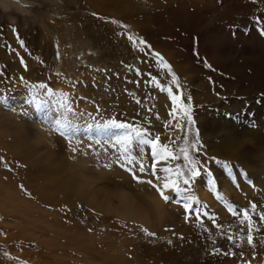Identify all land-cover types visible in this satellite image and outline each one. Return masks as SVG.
Here are the masks:
<instances>
[{"label":"rangeland","instance_id":"374dc122","mask_svg":"<svg viewBox=\"0 0 264 264\" xmlns=\"http://www.w3.org/2000/svg\"><path fill=\"white\" fill-rule=\"evenodd\" d=\"M258 29L264 0H0V264H264V184L254 177L264 151L250 136L226 146L225 133L205 120L242 128L264 122ZM40 84L54 94L33 92ZM169 89L180 96L175 105ZM57 94L74 106L79 144L53 130L64 111ZM107 121L150 133L174 157L156 167L172 168L181 187L175 169L187 173L185 152L208 166L215 187L200 178L184 193L192 208L185 213L118 164L104 167L125 147L104 143L118 134ZM73 146L83 151L73 154ZM150 156L146 147L149 172ZM14 194L20 206L5 199ZM120 195L147 220L124 215ZM31 217L39 232L13 228L18 220L28 228Z\"/></svg>","mask_w":264,"mask_h":264},{"label":"snow or ice","instance_id":"6c2138e0","mask_svg":"<svg viewBox=\"0 0 264 264\" xmlns=\"http://www.w3.org/2000/svg\"><path fill=\"white\" fill-rule=\"evenodd\" d=\"M259 30V29H258ZM15 31V30H13ZM260 34L264 36V30H259ZM233 35L235 33L233 32ZM129 41L133 43L134 46H137V41L134 40L132 36L127 37ZM21 46L23 47V42L21 41ZM139 45H146V42L144 40H139ZM149 50L151 51L150 46H147ZM141 51H144L143 48L140 49ZM199 56L198 53H194ZM152 58L155 59L156 63L159 67L163 69H167L169 73L172 72L170 66L164 61V58L160 56L159 53H155L154 51L151 52ZM23 63V61H21ZM139 75V72H137ZM2 79V78H0ZM21 80L23 78L21 77ZM153 83H155L153 78ZM172 84L177 85V77L175 74H172ZM156 87H159L158 84H155ZM33 92H35V89L38 87L39 89H45L46 91L43 93L46 94H54L52 91L49 92V90L46 89V85L40 84L38 86L34 85ZM58 95V102L63 106V116L61 119H57L54 125L53 130L55 132L60 133L62 136L69 139V142H73V139H75V144H79L80 140L79 138H76V132L77 130L74 128V121L70 118V114L72 116L75 115L74 106L72 103L69 102V99L66 96H59ZM168 95L175 105L176 102L180 100L179 95H173L172 90H168ZM257 103L264 102V93L261 94V98L256 101ZM190 105H187L185 108V111L187 112L190 108ZM187 120L189 124H192V117L191 115L187 116ZM108 126H111L118 130V134L110 137L107 142H104L105 144L109 143L110 141H114V145L123 144L125 147L122 151L119 152L118 155H114V159L106 163L104 167H111L112 164H118L120 167L125 168L126 171L132 174L133 179L137 180L138 183H146L150 185L151 187L155 188L159 193L162 199L165 201V203H174V204H183V208L185 213H188L192 210L191 204L188 202V198L184 196V193L186 191H190L191 187L194 186V184L202 177L206 176L208 178V184L211 188L215 187L216 179L213 175V173L209 170L207 165L201 164L199 160H193L186 152L184 155V160L188 162V171L187 173L183 172L179 167L175 169V175L178 178H182V184L184 186H187V188L181 187V183L177 179L172 178L173 169L170 167H164V168H157L156 162L159 160H168L172 157L171 152H165L162 151L161 148L158 146V144L155 142V140L152 139L151 134L146 131H141L139 128L134 126L133 124H130L128 122H119L116 121H107L106 122ZM133 141H136V149L138 154H133L132 147H133ZM96 144H100L101 141H95ZM199 145V141L196 140L195 143H193L192 147L196 148ZM89 147H93V145H89ZM146 147L150 148L151 150V156L150 159L153 162L151 165V171L149 172V166L144 163V154L146 151ZM167 148V146H164ZM71 153L79 155L83 149L81 147L73 146L70 149ZM85 155H87V152H85ZM99 155V153H98ZM215 159V158H210ZM216 163L218 160L215 161ZM226 169L229 167L227 163L223 165ZM137 173L140 174H149L151 177L155 178V182L153 179L148 180H142L139 178ZM161 173H165L167 175H161ZM170 191L173 193V195H166L165 191ZM255 206H253V209ZM196 212L199 213V209H196ZM187 219V216H186ZM244 219H247V215H245ZM264 219V217H262ZM241 224L244 223V220L240 221ZM249 237L248 242L251 243V231H252V225L249 224ZM145 234L147 236L154 235L151 232H147L145 230ZM171 243V241H169Z\"/></svg>","mask_w":264,"mask_h":264},{"label":"bare ground","instance_id":"6f19581e","mask_svg":"<svg viewBox=\"0 0 264 264\" xmlns=\"http://www.w3.org/2000/svg\"><path fill=\"white\" fill-rule=\"evenodd\" d=\"M257 117V116H256ZM217 118V117H216ZM214 119L211 121V118H205V120H209V128L211 130H220L223 131L227 137V140L225 142V145L227 146L228 143V138H238V137H244V136H250L251 140H253L256 144H261L260 148L261 151H264V122L263 120H261L260 118H257V121H252V119L249 120V123L245 126V127H234L228 124H224L220 127L219 124H215L217 123L219 120ZM246 119H248V117H246V115L241 116L240 120L243 122ZM204 120V121H205ZM263 146V147H262ZM217 151L219 153L224 152V148L217 145ZM50 151H46V154L49 155ZM258 163H259V169L254 173V177L257 180V182L259 183V185L264 184L263 180H264V153L260 152V154H257L256 157ZM56 163L62 164L64 163V161H56ZM92 182H90V186H92L91 184ZM228 184V183H227ZM226 184V188L225 190L228 192H230V187H228V185ZM225 184H223L224 186ZM222 186V187H223ZM205 196H208L207 193H203ZM5 199L9 200V204L11 205H18L20 206V204L16 201L18 200L16 195H11L9 197H5ZM119 203L123 209L122 213H124V215H133L134 213H136L135 217L141 219V220H147V213L146 211H144L143 208H141L140 206H136L134 204V202L127 196L125 195H120L119 197ZM157 204H161L162 202L158 199L156 200ZM6 205V204H5ZM140 209V210H139ZM15 212H18L17 209H14ZM29 211H26L25 213H27ZM19 215H21V213L19 212ZM34 217V216H33ZM39 220H34L32 219V217L30 218V220L27 223L28 228H26L21 222L20 220H18L16 226L15 224L13 225V228L15 230H27L28 233L29 232H35L36 230L39 232Z\"/></svg>","mask_w":264,"mask_h":264}]
</instances>
